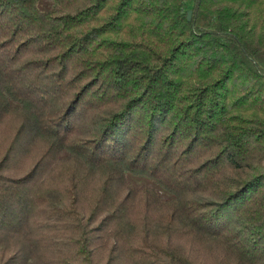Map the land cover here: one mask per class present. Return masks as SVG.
<instances>
[{"label": "trees", "instance_id": "obj_1", "mask_svg": "<svg viewBox=\"0 0 264 264\" xmlns=\"http://www.w3.org/2000/svg\"><path fill=\"white\" fill-rule=\"evenodd\" d=\"M254 3L192 0L188 19L184 0H0V238L33 232L50 250L35 264H95V234L126 264H264ZM19 247L0 264H31Z\"/></svg>", "mask_w": 264, "mask_h": 264}, {"label": "rangeland", "instance_id": "obj_2", "mask_svg": "<svg viewBox=\"0 0 264 264\" xmlns=\"http://www.w3.org/2000/svg\"><path fill=\"white\" fill-rule=\"evenodd\" d=\"M184 3L185 9L190 11L191 15L192 11L190 8L192 5V0H184ZM262 6H264V0H255L254 6L252 8L253 10H256V8ZM17 119H6L2 123L3 133L1 134V137L6 140V143H8V141L10 140L11 135L15 131V127L18 126L19 119ZM23 141L26 144L27 151L31 153L33 157L39 155L41 149H43V145L41 144V142L35 141L34 143H28L26 139H24ZM77 174L79 176H82V173L80 172ZM47 178L52 182H61L64 180V176L61 170L52 176L48 175ZM102 180L103 178H99L98 175L90 176L86 179V184L89 186L90 190H92V188L101 183ZM128 180L137 187L148 185L155 189L160 195L167 196L164 190H162L159 186H157L147 178L128 174ZM91 241L93 242L92 244L95 245L93 250L95 264H126L125 257L122 256L121 250L118 248V245L113 246L112 250V240L108 241L107 243L101 242L99 235L95 234L91 236ZM23 243H25L26 246V249L23 251L26 253V255H28V260L31 261V264H35V262H37L36 258L50 254L48 246H43L42 243L36 241L35 239L33 240V232L31 233L30 231H28L24 237L13 238L9 242L0 238V262L5 261L12 253H14V251L19 250V246H21ZM179 245L183 248L185 253L187 252L190 256L200 260H203V254L205 253V251H209L210 254H212L211 256H222V250L217 246L210 245L209 247L205 248L204 246L199 244V242H195L191 238H184L182 240H179ZM221 260H225V256H223Z\"/></svg>", "mask_w": 264, "mask_h": 264}, {"label": "water", "instance_id": "obj_3", "mask_svg": "<svg viewBox=\"0 0 264 264\" xmlns=\"http://www.w3.org/2000/svg\"><path fill=\"white\" fill-rule=\"evenodd\" d=\"M187 18L190 19V11L187 13Z\"/></svg>", "mask_w": 264, "mask_h": 264}]
</instances>
